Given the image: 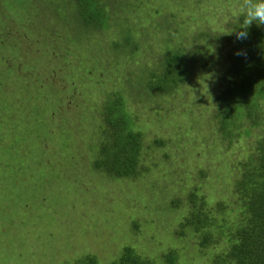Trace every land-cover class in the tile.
Wrapping results in <instances>:
<instances>
[{
    "label": "rangeland",
    "instance_id": "obj_1",
    "mask_svg": "<svg viewBox=\"0 0 264 264\" xmlns=\"http://www.w3.org/2000/svg\"><path fill=\"white\" fill-rule=\"evenodd\" d=\"M103 1L107 26L92 28L70 0H0V264L108 263L128 244L155 264L168 249L208 264L212 248L176 230L191 190L234 207L233 166L257 138L222 139L213 119L239 0ZM168 47L188 53V75L153 93ZM116 92L143 134L130 179L92 165Z\"/></svg>",
    "mask_w": 264,
    "mask_h": 264
},
{
    "label": "trees",
    "instance_id": "obj_2",
    "mask_svg": "<svg viewBox=\"0 0 264 264\" xmlns=\"http://www.w3.org/2000/svg\"><path fill=\"white\" fill-rule=\"evenodd\" d=\"M70 1L84 25L107 26L105 1ZM242 21L243 17H238L232 26V35L227 38L226 66L214 98L213 119L222 139L230 141L249 135L252 128H258L257 138L253 150L233 166L238 173L232 182L234 207L222 201L208 207L205 197L194 189L188 194V208L177 222L178 235L187 230L195 236L200 250L212 248L208 264H264V25L253 22L247 30V38L239 40L236 32L241 30ZM127 40L134 49L136 45L130 38ZM238 51L240 55L236 54ZM187 55L178 47H168L157 70L151 69L146 75L144 89L163 94L183 83L189 71ZM106 102L101 112L104 138L92 165L113 178H134L143 171L138 166L143 134L123 108L120 94L116 92L115 98H108ZM155 143L162 142L156 139ZM170 204L182 207L177 199L170 200ZM232 212L233 220H229ZM133 224L136 226V222ZM156 259L159 264H177L178 255L174 249H168ZM72 264L155 263L128 244L108 263L85 254Z\"/></svg>",
    "mask_w": 264,
    "mask_h": 264
},
{
    "label": "clouds",
    "instance_id": "obj_3",
    "mask_svg": "<svg viewBox=\"0 0 264 264\" xmlns=\"http://www.w3.org/2000/svg\"><path fill=\"white\" fill-rule=\"evenodd\" d=\"M239 18L242 16L243 21L240 23V31L236 32L239 40L247 38L248 28L255 22L257 25H264V0H239L237 5ZM240 55L238 51L236 53Z\"/></svg>",
    "mask_w": 264,
    "mask_h": 264
}]
</instances>
